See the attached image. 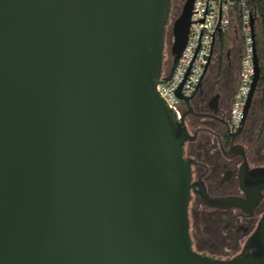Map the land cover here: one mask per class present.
Wrapping results in <instances>:
<instances>
[{
	"label": "water",
	"instance_id": "obj_1",
	"mask_svg": "<svg viewBox=\"0 0 264 264\" xmlns=\"http://www.w3.org/2000/svg\"><path fill=\"white\" fill-rule=\"evenodd\" d=\"M192 2L165 76L172 0H0V264H264V214L230 258L191 246L188 134L157 85Z\"/></svg>",
	"mask_w": 264,
	"mask_h": 264
},
{
	"label": "flooded vegetation",
	"instance_id": "obj_2",
	"mask_svg": "<svg viewBox=\"0 0 264 264\" xmlns=\"http://www.w3.org/2000/svg\"><path fill=\"white\" fill-rule=\"evenodd\" d=\"M186 0H172L163 71L171 67L172 24ZM242 43H221L198 89L182 103L188 134L187 207L192 248L230 258L240 252L264 214V82L256 87L243 125L232 129L230 108L238 86Z\"/></svg>",
	"mask_w": 264,
	"mask_h": 264
},
{
	"label": "built area",
	"instance_id": "obj_3",
	"mask_svg": "<svg viewBox=\"0 0 264 264\" xmlns=\"http://www.w3.org/2000/svg\"><path fill=\"white\" fill-rule=\"evenodd\" d=\"M251 16L247 0H193L185 45L170 79L157 85L159 94L174 109L177 117L184 102L176 94L179 86L183 96L194 94L217 47L221 43L230 44L231 39L238 37L242 43L240 73L230 108L229 124L232 129L239 126L254 73ZM169 70L163 71V75L166 76Z\"/></svg>",
	"mask_w": 264,
	"mask_h": 264
},
{
	"label": "trees",
	"instance_id": "obj_4",
	"mask_svg": "<svg viewBox=\"0 0 264 264\" xmlns=\"http://www.w3.org/2000/svg\"><path fill=\"white\" fill-rule=\"evenodd\" d=\"M254 17V44L259 65V83L264 82V0H247ZM256 86V87H257Z\"/></svg>",
	"mask_w": 264,
	"mask_h": 264
}]
</instances>
